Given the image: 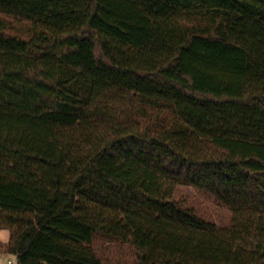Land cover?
Here are the masks:
<instances>
[{
    "label": "trees",
    "instance_id": "1",
    "mask_svg": "<svg viewBox=\"0 0 264 264\" xmlns=\"http://www.w3.org/2000/svg\"><path fill=\"white\" fill-rule=\"evenodd\" d=\"M0 229L19 264H264V0H0Z\"/></svg>",
    "mask_w": 264,
    "mask_h": 264
},
{
    "label": "rangeland",
    "instance_id": "2",
    "mask_svg": "<svg viewBox=\"0 0 264 264\" xmlns=\"http://www.w3.org/2000/svg\"><path fill=\"white\" fill-rule=\"evenodd\" d=\"M175 196L179 200H183L187 206L193 207L201 216L213 222L217 227L225 226L229 223L231 214L229 211L217 202L214 198H210L192 187H179L176 190ZM9 231L0 229V264H7V260L11 258L13 264H19L14 257L8 256L5 252V247L8 242ZM104 246V247H103ZM95 247L98 249H109L111 251L127 252L123 246L106 245L101 242H96Z\"/></svg>",
    "mask_w": 264,
    "mask_h": 264
},
{
    "label": "crops",
    "instance_id": "3",
    "mask_svg": "<svg viewBox=\"0 0 264 264\" xmlns=\"http://www.w3.org/2000/svg\"><path fill=\"white\" fill-rule=\"evenodd\" d=\"M8 254V256H10V257H14L15 259H17V257L15 256V255H12V254H9V253H7ZM8 260H12L11 258H9ZM7 260V261H8Z\"/></svg>",
    "mask_w": 264,
    "mask_h": 264
},
{
    "label": "built area",
    "instance_id": "4",
    "mask_svg": "<svg viewBox=\"0 0 264 264\" xmlns=\"http://www.w3.org/2000/svg\"><path fill=\"white\" fill-rule=\"evenodd\" d=\"M7 264H13L11 260H8L7 261Z\"/></svg>",
    "mask_w": 264,
    "mask_h": 264
}]
</instances>
